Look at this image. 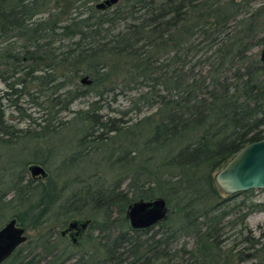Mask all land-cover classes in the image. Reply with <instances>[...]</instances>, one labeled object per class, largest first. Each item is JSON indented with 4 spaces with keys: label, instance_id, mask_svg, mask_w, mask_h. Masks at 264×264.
<instances>
[{
    "label": "trees",
    "instance_id": "obj_1",
    "mask_svg": "<svg viewBox=\"0 0 264 264\" xmlns=\"http://www.w3.org/2000/svg\"><path fill=\"white\" fill-rule=\"evenodd\" d=\"M99 1L0 0V145L28 141L0 152V221L29 231L2 264H264V220L248 222L264 200L215 179L264 138V0ZM30 84L40 115L20 105ZM158 196L168 217L132 228L129 204ZM73 218L91 220L77 245L61 240Z\"/></svg>",
    "mask_w": 264,
    "mask_h": 264
},
{
    "label": "water",
    "instance_id": "obj_2",
    "mask_svg": "<svg viewBox=\"0 0 264 264\" xmlns=\"http://www.w3.org/2000/svg\"><path fill=\"white\" fill-rule=\"evenodd\" d=\"M119 0H101L96 7L107 8ZM264 60V45L260 50ZM84 84H90L88 75L81 78ZM28 170L33 177H46L47 169L41 163L29 164ZM215 179L226 194H233L250 189L264 188V138L252 141L243 146L215 173ZM171 211L166 199L158 196L151 199H139L129 204L127 217L134 229L148 228L165 220ZM91 223L90 219L73 218L66 230H73L71 236L77 241V236L83 234ZM65 232V230H63ZM27 239V228L16 217H12L0 227V263L6 260L13 251Z\"/></svg>",
    "mask_w": 264,
    "mask_h": 264
},
{
    "label": "rangeland",
    "instance_id": "obj_3",
    "mask_svg": "<svg viewBox=\"0 0 264 264\" xmlns=\"http://www.w3.org/2000/svg\"><path fill=\"white\" fill-rule=\"evenodd\" d=\"M7 89H8L7 85L4 83V81L2 79H0V93H2L3 91H6ZM29 90L31 91L32 95L27 94L26 96H24L21 99V100H23L22 102L20 101L21 108L23 110L27 109L28 112H30V111L33 112L34 115H40L42 110L38 106L32 105L31 100H33L32 99L33 97H35L39 101H42L43 99L47 100L46 96L44 95L45 93H43L39 88L36 89L34 86H32V84H30ZM9 91H10V89H9ZM13 97L16 98V97H18V95L14 94ZM92 99H93L92 94H90L88 96L81 97L73 104L72 107H73V109H78L80 107H87L88 102L91 101ZM110 105H111V107L123 108L127 105V101H126L125 97L121 95L118 97V99L116 101H113V100L110 101ZM7 112L9 113V115L14 114L16 116H19L21 114V112L19 110H14L10 107H8ZM72 115H73V113L70 112L68 116L70 117ZM26 124L27 123L24 122V123H21L20 125H21V127H25ZM62 135L66 137L64 141L75 142V133H74V130H72L71 128L66 130ZM24 142H28V141L23 139V140H21V142L17 146L0 145V152H6L7 157H9L12 154L18 155V153L20 152V146ZM67 144H63L60 147H58L54 161H59L62 158V156L68 152L67 151ZM69 145H73V144H69ZM24 156L26 157L27 154L25 153V154L19 156V158H22ZM96 157H98V155H93V158H96ZM85 161H88V160H85ZM92 168H93L92 165L88 164L86 169L82 170V171L89 172ZM77 169H79V167L76 168V170ZM104 169L106 170V172H109V173L111 171L107 165H104ZM29 174H30V172H29ZM30 176H32V175L30 174ZM41 177L42 176H38L37 178H41ZM43 178H46V177H43ZM254 197L257 200H264V188L255 189ZM3 219H6V216L3 217ZM263 220H264V211L254 212V213L250 214L248 217L249 225L251 227H253L255 229V231H258L257 225L259 223H262ZM1 222L2 221H0V227H2L7 222V219L4 220L2 223ZM28 233H29V231H28Z\"/></svg>",
    "mask_w": 264,
    "mask_h": 264
},
{
    "label": "flooded vegetation",
    "instance_id": "obj_4",
    "mask_svg": "<svg viewBox=\"0 0 264 264\" xmlns=\"http://www.w3.org/2000/svg\"><path fill=\"white\" fill-rule=\"evenodd\" d=\"M68 225H69V222L66 224V226H64L63 228L60 229V233H61V235H62V239H61V240H64L63 238H66V239L69 240L73 245H77V244L80 242V239L83 238V236L86 235V234L88 233V231H89V226H88L85 230H82L83 234L77 236L78 239H77L76 242H74V241H73V237L71 236V233H72L73 231H76V229H73V230H66L67 227H68ZM63 230H65V232H63ZM28 235H29V233H28V230H27V239H26V241L28 240ZM26 241H24V242H26ZM24 242H22L20 245H22ZM20 245H19V246H20ZM19 246H18V247H19ZM18 247H17V248H18ZM17 248L13 251V253L17 250ZM13 253H12V254H13ZM12 254H11V255H12ZM11 255H10L9 257H11ZM9 257H8V258H9ZM8 258H7V259H8ZM7 259H6V260H7ZM6 260H4L3 262H5ZM3 262H2V263H3ZM2 263H0V264H2Z\"/></svg>",
    "mask_w": 264,
    "mask_h": 264
}]
</instances>
